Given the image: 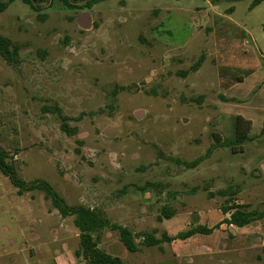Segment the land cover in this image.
Instances as JSON below:
<instances>
[{
  "label": "rangeland",
  "instance_id": "1",
  "mask_svg": "<svg viewBox=\"0 0 264 264\" xmlns=\"http://www.w3.org/2000/svg\"><path fill=\"white\" fill-rule=\"evenodd\" d=\"M31 1L0 13L19 49L14 65L0 55V147L19 178L133 231L135 253L112 227L93 234L126 264H208L206 235L139 234L188 229L165 208L195 225L223 205L264 209V0ZM74 220L0 170V264H86ZM234 244L213 263L238 264Z\"/></svg>",
  "mask_w": 264,
  "mask_h": 264
},
{
  "label": "trees",
  "instance_id": "2",
  "mask_svg": "<svg viewBox=\"0 0 264 264\" xmlns=\"http://www.w3.org/2000/svg\"><path fill=\"white\" fill-rule=\"evenodd\" d=\"M16 0L0 1V13L6 11L8 7L14 3ZM25 3L29 4L34 8V4L31 0H23ZM66 5L71 7L68 0H63ZM105 0H93L92 4L100 3ZM263 0H256L253 5L260 4ZM90 4V5H92ZM0 55L4 60L10 64L14 65L18 62L19 49L13 45V42L8 37L0 34ZM245 119L238 117L236 121V134L239 135L240 140H245L246 133H239L240 127L244 124ZM242 123V124H241ZM63 130L68 131V126L63 125ZM209 154V153H208ZM8 153L0 147V170L7 176L12 184L19 189V193L41 190L45 192L46 197L51 199L55 208L59 210L63 217L73 216L75 218V226L80 230L81 246L79 251H77L76 256L78 258H83L86 264H126L121 257L109 254L102 250L99 246V241L95 239L94 233L102 230L106 227H112L120 234V239L128 251L135 253L139 250L136 243L137 235L131 231L128 227L113 225L105 217L101 215L100 212L95 209L87 208L83 205L69 206L66 204L65 200L60 197V195L52 188V186L47 182H33L27 184L19 178L16 168L8 161ZM203 161L202 158L197 159L192 163H187L188 167L194 168L198 166ZM181 163V161H179ZM227 192L223 191L220 194L226 195ZM224 213H231L230 219L225 220V222L235 225L237 227H244L251 224L253 221L264 217V211L258 210H248L246 205H226L223 207ZM164 217L167 219L175 216L176 212L172 209L165 208L163 210ZM214 229H209L207 227L198 226L187 231L179 233L175 237H169L164 234L162 239L155 237V233L142 232L140 237L144 239L143 243L148 246L160 245L163 240L174 241V240H186L195 236L197 234H211Z\"/></svg>",
  "mask_w": 264,
  "mask_h": 264
},
{
  "label": "crops",
  "instance_id": "3",
  "mask_svg": "<svg viewBox=\"0 0 264 264\" xmlns=\"http://www.w3.org/2000/svg\"><path fill=\"white\" fill-rule=\"evenodd\" d=\"M264 83V82H263ZM258 126V125H257ZM264 168V166L262 167ZM231 205H246L248 206V210H256L252 209V206L249 204H230ZM226 205H223L221 208H218L216 210L209 209L207 210L206 215L199 221L197 224V221H186L182 218H178V216H173L172 218L168 219V221H175L185 223L186 227L188 229L184 230H190L192 228H196L198 226L207 227L209 229H214V231L211 234H197L195 236H192L191 238H188L186 242H191L195 238H199L198 235H206L208 238H210L208 241L205 239H201V248H203L202 256L208 257V259H204L203 262H206L208 264H229L228 261H226V258H223L220 260V257H218L216 263H213L214 260L212 257H210V254H225L227 253L226 250H223V241L225 239L233 241L235 243L233 250L228 251V253H235L234 259L235 262L238 264H264V217L253 221L251 224L244 226V227H237L235 225L229 224L225 222V220L230 219L231 213H224L223 207ZM260 211V210H258ZM261 211H264L261 210ZM220 218L218 222L215 224H209V220L215 221L214 218L217 217V215H220ZM180 219V220H177ZM192 224H194L192 226ZM219 228V229H218ZM230 231V232H229ZM183 232L182 230L178 229L176 235L170 232L168 234L169 237H175L179 233ZM228 232V233H227ZM166 234V233H165ZM179 240V239H178ZM203 241H206V243H202ZM177 241V240H174ZM173 241V242H174ZM249 254V255H248ZM179 256V255H178Z\"/></svg>",
  "mask_w": 264,
  "mask_h": 264
},
{
  "label": "water",
  "instance_id": "4",
  "mask_svg": "<svg viewBox=\"0 0 264 264\" xmlns=\"http://www.w3.org/2000/svg\"><path fill=\"white\" fill-rule=\"evenodd\" d=\"M86 28H89L90 26H85Z\"/></svg>",
  "mask_w": 264,
  "mask_h": 264
}]
</instances>
